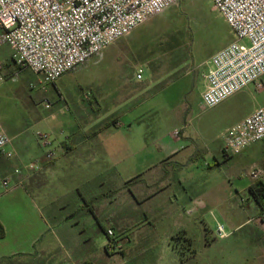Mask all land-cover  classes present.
Wrapping results in <instances>:
<instances>
[{
	"label": "rangeland",
	"instance_id": "374dc122",
	"mask_svg": "<svg viewBox=\"0 0 264 264\" xmlns=\"http://www.w3.org/2000/svg\"><path fill=\"white\" fill-rule=\"evenodd\" d=\"M143 39H150L149 48L154 53L153 60L148 64L139 58L131 57L129 50L126 49L131 41L134 44L135 40ZM233 40H235L233 30L215 9L211 0H181L178 5L172 6L164 14L155 16L142 25L131 39H120L103 50L100 55L64 75L56 84L38 85L42 77L30 70L23 73L17 71L15 78L0 81V114H3L1 120L12 137L17 131L9 118L24 115L28 103L32 104V100L36 102L37 110L43 118L51 119L55 125L57 119L69 120L73 117L92 116L100 121L105 119L104 122H109L119 116L125 123L121 129L123 131H128L129 126L132 125V116H125L129 110L139 107L145 110L155 105L158 108L157 114L147 115L149 120L144 125H134L136 137L140 139L144 136L152 153L139 152L131 167L120 171L119 182L126 187V190L121 189L119 193L121 199L119 198L116 204L118 208L116 219L119 220V224L117 229L113 228V230L116 232V238H120L121 247L110 252H107L103 246L108 239L99 229L96 218L90 213L85 215L86 217L83 214L73 217L72 213L82 204V196L89 197V194L106 196L113 186H102L100 182L108 178L114 180L115 176L111 172L86 165L83 161L85 158L81 159L79 149L64 155L63 147H60L54 135H51L53 131L51 127L37 124H31L28 129L24 127L23 139L28 142L31 165H34L37 159H44L49 151L54 153L53 170L43 178L38 177L37 180L35 178L31 190L45 199L39 202L45 216L53 224V237L56 236L59 244L66 241L71 247L62 260L64 264H78L84 260H92L97 264H116L118 262L115 260L136 256L159 257L172 261L191 254L184 239L186 236L193 239L194 249H192L197 252L199 259L211 257L230 260L231 262L227 264L264 263L260 251L252 247V239L255 237L252 233L253 224L231 238H221L218 225L214 216L211 218V214L209 216L205 215L207 213L195 212L191 210V206H188L185 209L181 208V217H178V214L163 216L160 200L145 202V195L148 197L153 190L149 185L146 164L160 155L161 151L157 145L160 140L172 143L176 141L172 136L176 129L179 132L184 129V136L190 137V139L180 137L179 144L184 143V145L179 147H187L182 151V155L191 152L186 168L195 174L198 184L196 191L200 189V183L205 189L211 181L229 178L231 166H225L227 160L220 152L219 137L222 131L239 116L229 115L231 107L234 105L242 107L240 114L251 111L260 103L264 104V90L258 91L254 85H251L230 102L221 103L222 105L216 106L217 108L207 109L202 108L198 103V94L203 89L202 74L208 71L211 57ZM11 59L10 48L7 45H0L3 77L8 76V66L12 65ZM140 67L144 71V78L142 81H136V73ZM16 68L19 70L18 67ZM16 68L13 66L10 72H15ZM158 68L164 71H160L158 77H154V69ZM31 84L36 87L30 88ZM64 85L69 88L64 90ZM101 91L108 95L102 103ZM153 99L155 100L152 101ZM47 102L51 109L46 108ZM110 103L114 106L109 105ZM82 106L87 108V113L81 111ZM104 122L98 123V126ZM18 128L21 131L19 126ZM42 133L53 141L50 147L42 146L39 137ZM13 145L17 146L18 152L22 151L23 147L18 140L14 139ZM85 156L90 157L89 154ZM215 156L219 158L220 163H217ZM138 176H141L142 181L128 183ZM41 182L44 185L39 186ZM130 189L138 196L137 203L134 199L133 204L129 203L128 194L133 197ZM187 193L189 194L190 191ZM45 201H53L54 204ZM147 213L153 215V218H150L152 223L147 222ZM101 215L104 219V215ZM108 215L111 213L108 212ZM55 217H58L59 221L63 219L72 224L77 218L91 226L87 232H81L82 225L75 224L71 228L67 225L65 228V224L56 223ZM107 224L106 229H108ZM181 224H185L188 228L184 238L180 236L184 231ZM151 225L156 226L158 237V245L152 250L145 245L149 235L145 232L152 229ZM83 226L86 227L85 224ZM205 226L212 235L204 231ZM225 228H227L226 224ZM67 230L70 232L67 233ZM209 236L215 240L210 250L203 246ZM86 240L89 242L87 243ZM257 242L263 244L261 238ZM116 244L118 245L117 242Z\"/></svg>",
	"mask_w": 264,
	"mask_h": 264
},
{
	"label": "crops",
	"instance_id": "0c3cea01",
	"mask_svg": "<svg viewBox=\"0 0 264 264\" xmlns=\"http://www.w3.org/2000/svg\"><path fill=\"white\" fill-rule=\"evenodd\" d=\"M141 26L125 38L131 39ZM150 43V39L135 40L134 44L131 41V43H129V46L131 47L127 46L126 49L129 50L131 57H134V59L139 58L144 63L148 64L154 57V53L149 48L151 47ZM13 66L14 68L17 67L12 60V65L10 67L8 66V76H4L5 80L15 78L17 71L19 73L27 71L20 69L17 70L16 68L15 72L12 73L10 72V69L13 68ZM140 69H142V67H140ZM160 71H164V69H154V77H158ZM208 71L202 74L203 89L198 94V103L200 105L202 94L207 85L206 74ZM135 78L136 81H138L137 73ZM35 87L36 86L31 87L30 85V88L32 89ZM68 88L69 86L67 85H64L63 87L64 90ZM136 91H141V89H136ZM241 93H243V91L223 103L230 102L235 96H238ZM107 96L108 95L105 92L101 91V103L107 98ZM112 104L113 103H110L109 105ZM36 106V102L32 100V104L30 102L28 103L26 109L27 112L24 115L21 117L9 118L13 128H16L17 131L14 137L11 136L9 131L3 125L1 120L3 114H0V123L4 130L13 140H18L19 144L23 147L22 151L18 152L16 149L17 146L13 145L12 141L10 149L15 153L14 159H0V222L3 224L6 231L5 237L0 239V264H64L62 260L65 258L64 256H66V252L71 249V247L66 244V241L59 244L56 236L53 237V224L45 216L43 207L39 202L42 200L44 201L45 199L39 197V195L37 196V194L31 190V186L35 183V178L36 180L38 177L43 178L44 175L46 176L49 171L53 170L55 157L51 160L47 159V157L44 159L40 158L35 161L34 165L30 164L29 158L31 152L29 151L28 142L23 139L24 132H22L26 127L28 129L31 124L51 127L53 130L51 131V135H54L57 144L60 147H63L65 151L64 155L79 149V152L82 155L81 159L85 158L83 161H85L86 165L93 166L98 170L103 169L105 172H111V174L115 176L114 178L117 180H109L108 178L104 179V182H100L102 186L111 185L113 188L111 187L112 189H110L102 200L100 199L97 202L91 203L92 205L89 207L94 210L95 214H92L87 209L85 210L84 206L85 202L89 203L91 198L99 194H94L92 196L89 194V197H83L82 194H80L83 202L77 207L75 212L72 213L73 217H78L79 214H83L84 217L89 213L92 214L96 218L99 229L104 233L102 228H106V223H108L107 230H113V228L117 229V225L119 224V220L116 219V213L118 210L116 204L121 196L119 194L121 193V189L125 188L126 190V187H123L119 182L120 171L131 167L139 152L144 153L151 148L147 144V141L144 140V136H141L140 139L136 137L134 125H144L145 122L149 120V116L158 113L156 105L153 107L149 106L148 109L145 110H142L140 107L135 109L132 107L133 109L129 110L125 115L126 117L132 116V125L129 126L128 131H123L121 129L124 127L125 123L119 116L115 120V125L107 127L104 126L108 121L104 122L105 119H101L100 121L92 116L73 117L69 120L57 119L58 121L56 125H60L57 127L52 123L51 119L43 118ZM81 108V111L86 112V107L82 106ZM241 108L242 107H237L235 105L231 107L229 115L239 116L227 126L224 131H222L219 137V148L222 154L224 148L222 135L224 132L239 124L258 108H264V104L260 103L251 111L243 114H240L242 113L240 112ZM112 111L116 112V110ZM100 122H104V124L98 126V123ZM18 126L21 128V131ZM176 131L179 130L176 129L174 133ZM183 131L184 129L179 132V136H175L173 133L172 136L176 139L174 143L167 141L161 142V140L157 143L159 150L161 151L160 155L154 160L151 159L146 164L147 174L149 175V185L153 190L148 197L145 195V202L160 200L163 216L178 214V217H181V208L183 207V209H185V207L188 206H191V210H194L195 212L207 213L205 215L209 216L211 214V218L214 216L217 225L223 226L225 236H220L221 238H231L233 235L253 224L252 233L255 237L252 239V247L255 250L257 249L260 251V256L264 260V224L260 225L258 223H264L262 220L264 199L258 198L252 190L253 188L264 187V175L258 179L251 176L253 169L260 168L264 170V141L251 145L238 155L224 157V159L227 160L225 166H231L229 178L221 181H211L205 189L203 188V184L200 183V189L196 191L195 188L198 187V184L195 174L188 171L186 168V165L189 163L188 159H190L191 152L182 155V151L187 147H179V145H184V143L179 144L181 142L180 137L183 138L185 135ZM184 137V139H190L188 136ZM50 144H53L51 139ZM149 152L152 153V151ZM86 154H89L90 157L87 158L85 156ZM215 159L217 163H220L217 156H215ZM31 167L34 168L31 169ZM17 170L19 171L18 173L16 172ZM99 176H101V173ZM7 178L10 179V184L8 187H5L3 182ZM140 178L141 176L133 178L128 183H135L141 180ZM143 181L145 185V180ZM41 185H44V183L42 184L41 182L39 186ZM133 187L135 188V186ZM77 191L81 193L78 188ZM188 191H190L189 194L187 193ZM130 193L133 197L128 194L130 197L129 203L133 204V199L134 202L137 203L138 201L136 197L138 198V196H136L131 189ZM45 202H48V204H54L53 201ZM134 209L136 210V207H134ZM107 211L110 212L111 215H108ZM219 212L221 213L219 214ZM101 214L104 215V219H102L103 217H101ZM146 218L147 222L152 223L150 219L153 218L152 214L147 213ZM75 219L74 224H72V222H67L63 219L59 221L58 217H55L56 223L65 224V228L67 225L71 228L72 225L79 224L82 225L83 228L81 232H87L91 224H86L83 220L77 218ZM83 224H85L86 227H84ZM225 224L227 225V228H225ZM181 225L184 227L182 233L186 235L188 228H186L185 224ZM151 227L152 229H148V231L145 232L149 234L145 245L150 250L156 249L158 245L156 226L151 225ZM207 229V226H205L204 231L212 235V232ZM69 232L70 231L67 230V233ZM150 235H152V237ZM259 238L262 239L263 244L257 242ZM115 239L118 243L117 248H120V238L117 239L115 235ZM186 239L191 241V243L187 241L189 247L188 250L191 251V254L183 258L181 257L171 261L159 257L141 258L136 256L132 258H122V260L118 259L115 260V262H118L116 264H227L231 262L230 260L211 257L206 259L197 258V252L193 250V239H190L187 236ZM213 241L215 240H213L212 236H209L203 246L210 250L214 245ZM86 242L88 243L89 240H86ZM106 244L107 243L103 245L104 248Z\"/></svg>",
	"mask_w": 264,
	"mask_h": 264
},
{
	"label": "built area",
	"instance_id": "2783aa9c",
	"mask_svg": "<svg viewBox=\"0 0 264 264\" xmlns=\"http://www.w3.org/2000/svg\"><path fill=\"white\" fill-rule=\"evenodd\" d=\"M235 34V40L211 57L206 74L202 108H214L247 87L264 90V0H211ZM181 0H0V45H7L20 70L42 77L39 85L56 83L107 47L129 36L142 24L164 14ZM3 64L0 63V81ZM143 79V70L137 80ZM31 84V87H34ZM46 108L50 104L46 103ZM179 131L174 133L179 136ZM43 147H50L46 134H39ZM223 155H238L264 141V108L223 135ZM12 137L0 123V159L12 160ZM51 160L53 151L46 155ZM34 167H31L33 169ZM19 172L18 170L16 171ZM264 170L253 169L260 178ZM10 179L3 185L8 187ZM264 220V211L262 214ZM218 233L224 237L223 226ZM109 252L117 249L115 232L107 231Z\"/></svg>",
	"mask_w": 264,
	"mask_h": 264
},
{
	"label": "trees",
	"instance_id": "16d2710c",
	"mask_svg": "<svg viewBox=\"0 0 264 264\" xmlns=\"http://www.w3.org/2000/svg\"><path fill=\"white\" fill-rule=\"evenodd\" d=\"M116 119H112L111 121H109L107 124H105L104 127H107V126H112V125H115ZM103 127V128H104ZM254 194L260 198V199H264V187L262 186L261 188H253L252 189ZM104 198L103 195H95L93 198H91V201L89 203L85 202V206H84V209L88 210L89 212H91L92 214H95L94 210L91 209L89 206L92 205L91 203H94V202H97L99 201L100 199L102 200ZM85 199V198H84ZM96 216V215H95ZM103 232L105 233V235L108 237V234H107V229L106 228H102ZM6 235V231H5V227L3 226V224L0 222V239L4 238ZM180 236L182 238H184L183 236H185L183 233H180ZM186 239V237L184 238ZM186 241H189L188 239H186ZM191 243V241H189ZM105 249L107 252H109L108 250V247L105 246ZM78 264H96V262L92 261V260H85V261H81L79 262Z\"/></svg>",
	"mask_w": 264,
	"mask_h": 264
}]
</instances>
